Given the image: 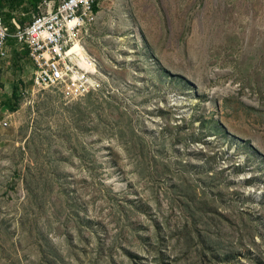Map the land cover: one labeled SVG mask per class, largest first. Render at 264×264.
Instances as JSON below:
<instances>
[{
	"label": "rangeland",
	"instance_id": "374dc122",
	"mask_svg": "<svg viewBox=\"0 0 264 264\" xmlns=\"http://www.w3.org/2000/svg\"><path fill=\"white\" fill-rule=\"evenodd\" d=\"M82 42L80 98L0 61V264H264V0H105Z\"/></svg>",
	"mask_w": 264,
	"mask_h": 264
},
{
	"label": "built area",
	"instance_id": "2783aa9c",
	"mask_svg": "<svg viewBox=\"0 0 264 264\" xmlns=\"http://www.w3.org/2000/svg\"><path fill=\"white\" fill-rule=\"evenodd\" d=\"M105 0H41L29 22L11 33L0 16V60L14 40L33 65L35 88L52 89L80 98L99 87L98 62L88 55L83 39L96 24ZM81 48L75 50L76 46ZM4 127L6 124L3 125Z\"/></svg>",
	"mask_w": 264,
	"mask_h": 264
},
{
	"label": "crops",
	"instance_id": "0c3cea01",
	"mask_svg": "<svg viewBox=\"0 0 264 264\" xmlns=\"http://www.w3.org/2000/svg\"><path fill=\"white\" fill-rule=\"evenodd\" d=\"M24 1L21 3L22 5L25 4ZM20 8L21 5L20 4L16 5V3H14L13 0L11 4H10V0H0V16L3 22L8 26L9 31L11 33L15 30L16 26H22L23 24L29 22L31 19V15L33 14L31 10L27 8H24L26 11H23ZM15 46L16 45L14 44V40L9 39L7 42V49H8L7 58L11 57L15 66L19 68L22 67L26 69L27 67V69H30V67H32L33 69V65L27 58L25 52H23L24 57L17 56L16 53H22V52H18V50L15 49ZM14 90H15V86H13L10 93L12 94Z\"/></svg>",
	"mask_w": 264,
	"mask_h": 264
},
{
	"label": "trees",
	"instance_id": "16d2710c",
	"mask_svg": "<svg viewBox=\"0 0 264 264\" xmlns=\"http://www.w3.org/2000/svg\"><path fill=\"white\" fill-rule=\"evenodd\" d=\"M14 3H16V5L20 4L24 1V0H13ZM29 4L31 5V7L33 8V10H36L37 5L40 3L41 0H28ZM12 0H10V4H11ZM14 92L11 94L12 98H15V95H13ZM183 231H188L187 228H184Z\"/></svg>",
	"mask_w": 264,
	"mask_h": 264
},
{
	"label": "bare ground",
	"instance_id": "6f19581e",
	"mask_svg": "<svg viewBox=\"0 0 264 264\" xmlns=\"http://www.w3.org/2000/svg\"><path fill=\"white\" fill-rule=\"evenodd\" d=\"M77 46H78V45H77ZM77 46H76V48H77ZM76 48H75V49H76Z\"/></svg>",
	"mask_w": 264,
	"mask_h": 264
}]
</instances>
